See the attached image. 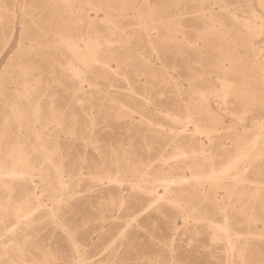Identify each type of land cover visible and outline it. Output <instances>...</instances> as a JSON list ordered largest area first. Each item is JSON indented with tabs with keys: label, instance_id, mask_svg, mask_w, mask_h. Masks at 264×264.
<instances>
[{
	"label": "rangeland",
	"instance_id": "rangeland-1",
	"mask_svg": "<svg viewBox=\"0 0 264 264\" xmlns=\"http://www.w3.org/2000/svg\"><path fill=\"white\" fill-rule=\"evenodd\" d=\"M0 233V264H264V0H0Z\"/></svg>",
	"mask_w": 264,
	"mask_h": 264
},
{
	"label": "bare ground",
	"instance_id": "bare-ground-1",
	"mask_svg": "<svg viewBox=\"0 0 264 264\" xmlns=\"http://www.w3.org/2000/svg\"><path fill=\"white\" fill-rule=\"evenodd\" d=\"M28 102V101H27ZM17 111V110H16ZM16 114V113H15ZM36 138H37V136H36ZM249 148V147H248ZM250 149V148H249ZM245 150V149H244ZM247 151V150H246ZM248 152V151H247ZM245 153V152H244ZM244 153H242V154H244ZM246 154V153H245ZM43 157V156H42ZM27 161V160H26ZM15 164V163H14ZM34 165V164H33ZM11 167V166H10ZM15 167V166H14ZM25 169V168H24ZM37 173V172H36ZM6 176V175H5ZM10 176V175H9ZM47 176V175H46ZM45 178V177H44ZM215 178V177H214ZM26 179V178H25ZM195 179V178H194ZM223 179V178H222ZM10 180V179H9ZM47 180H49V179H47ZM29 182H30V179H29ZM54 188V187H53ZM64 191V190H63ZM156 192V191H155ZM156 194V193H155ZM62 195V194H61ZM56 198V197H55ZM55 202V201H54ZM18 205V204H17ZM16 208V207H15ZM38 208V207H37ZM54 210V209H53ZM17 213V212H16ZM51 213V216L52 215H54V212L52 211V212H50ZM25 215V214H24ZM16 218L17 219H15V223L14 224H12V227H11V231L12 230H15L16 231V229L18 230L19 228H26L25 226L27 225V224H24V220L22 221V219L20 220V217L19 216H16ZM23 218V217H22ZM24 219V218H23ZM31 227H32V225H31ZM224 229V228H223ZM222 230V229H221ZM25 232V231H24ZM15 233V232H14ZM226 233V232H225ZM4 236V233H0V237H3ZM1 259V258H0ZM18 260V259H17ZM18 261H20V260H18Z\"/></svg>",
	"mask_w": 264,
	"mask_h": 264
}]
</instances>
